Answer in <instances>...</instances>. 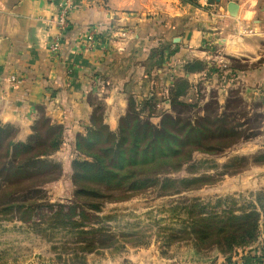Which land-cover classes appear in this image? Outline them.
Instances as JSON below:
<instances>
[{"label": "rangeland", "instance_id": "1", "mask_svg": "<svg viewBox=\"0 0 264 264\" xmlns=\"http://www.w3.org/2000/svg\"><path fill=\"white\" fill-rule=\"evenodd\" d=\"M166 1L143 3L166 8ZM176 1L198 6V0ZM76 2L60 0L58 8L70 13ZM231 3L227 11L234 13ZM200 67L195 62L191 69ZM242 77L218 58L195 88L179 79L165 94L169 104L162 97L129 100L113 131L95 113L100 120L94 129L104 126L103 138L107 131L115 138L124 131L126 151H135L117 168L108 162L117 176L113 184L74 180L73 164L114 144L78 145L86 132L69 143L64 128L41 115L28 137L51 140L57 133L51 129L60 128V145L30 174L6 183L0 176V264H250L253 257L264 264V94L242 85ZM8 129V140L28 142ZM80 188L98 197L77 196ZM251 212L259 214L251 241L231 250L217 244L220 222L229 226V216ZM68 220L82 227H69ZM199 231L214 237L200 241Z\"/></svg>", "mask_w": 264, "mask_h": 264}, {"label": "crops", "instance_id": "2", "mask_svg": "<svg viewBox=\"0 0 264 264\" xmlns=\"http://www.w3.org/2000/svg\"><path fill=\"white\" fill-rule=\"evenodd\" d=\"M59 1L0 0V123L17 129L18 141L41 115L62 126L69 143L93 126L97 112L113 131L129 100L169 104L165 94L179 79L195 88L218 58L243 75L242 85L264 94V0H198L197 7L171 0L166 8L78 0L61 32ZM58 35L60 51L52 54ZM195 62L200 71L191 69Z\"/></svg>", "mask_w": 264, "mask_h": 264}, {"label": "trees", "instance_id": "3", "mask_svg": "<svg viewBox=\"0 0 264 264\" xmlns=\"http://www.w3.org/2000/svg\"><path fill=\"white\" fill-rule=\"evenodd\" d=\"M201 66V65H200ZM202 68L200 67L197 71H200ZM195 70V69H193ZM92 123L93 126L86 131V134L84 137L79 138V143H81L87 146H92L93 144H96L97 141L102 144H114L112 146V149L105 148V150H100L99 152L93 153L90 158L91 161L89 162H74L73 164V170H74V180H83L86 182H95V183H106L111 184L117 179V176L114 172L110 171L107 166L108 162H111V166L114 167L116 163L122 162L125 157L134 154V148L131 149L129 152L126 151V148L124 147L127 143V139L124 137V131L119 132L118 137H114V135L107 131L106 138H103V135L105 134L102 127H98V129H94L95 125H97L99 117H96V115L93 114ZM36 125V124H35ZM9 126H4L2 128L0 124V176L5 177V180H3L4 183L9 180L10 177L15 176H26V174H30L31 169L34 168L35 164H38V161H41V158L48 157L49 155L56 152L60 145V134L61 129H51L55 130L54 132H57L56 135L51 139L48 140V138H42L41 135L28 137V142L21 143V142H14L13 140H8L9 135ZM35 127V126H34ZM103 129V130H101ZM36 132V128L32 129V132ZM146 137V136H145ZM115 138V139H113ZM136 142L140 141L141 138L136 137ZM35 149H40L41 151L39 154L34 155L33 157H29L30 153L34 151ZM92 149V148H91ZM101 152V155L98 154ZM103 152V153H102ZM110 155H113L114 158H109ZM25 158L24 161L20 162V158ZM130 157V156H129ZM42 164V163H40ZM30 165V166H29ZM5 173V174H1ZM118 181V180H117ZM138 182H133L132 185L136 184ZM113 184V183H112ZM77 196H95L98 197V193L92 190L80 188L76 191ZM94 197V198H95ZM262 199L260 198L259 202ZM260 209L263 214V220H264V204H261ZM258 222H259V214L257 212H251L249 214H245L243 217L238 216H229L227 218V223L229 226H226L221 223L222 228L218 230L217 234V244L224 245L228 250H231L234 246H240L247 244L251 239L253 238L254 234L257 231L258 228ZM70 226L76 227L80 229L82 226L80 224H74L70 220L68 222ZM80 226V227H79ZM210 226H208L209 228ZM207 228V227H205ZM206 230V229H205ZM80 234L81 232H77ZM198 237L199 234V240L200 241H209L212 239L213 234L206 231H199L195 233ZM211 241V240H210ZM250 264H258L256 263V259L253 257L250 259Z\"/></svg>", "mask_w": 264, "mask_h": 264}, {"label": "built area", "instance_id": "4", "mask_svg": "<svg viewBox=\"0 0 264 264\" xmlns=\"http://www.w3.org/2000/svg\"><path fill=\"white\" fill-rule=\"evenodd\" d=\"M68 14L69 13H68L67 9L64 7V8H60V11L58 12L57 16L55 17L56 28L58 29L59 32L63 31L66 28ZM88 38H89V40H92L91 36H89ZM59 41H60V35L55 37L53 42L49 46V50L52 54H58V52L60 51Z\"/></svg>", "mask_w": 264, "mask_h": 264}, {"label": "water", "instance_id": "5", "mask_svg": "<svg viewBox=\"0 0 264 264\" xmlns=\"http://www.w3.org/2000/svg\"><path fill=\"white\" fill-rule=\"evenodd\" d=\"M213 1H219V0H208V3H213ZM236 6H235V4H233V3H231L230 5H229V8H235ZM231 11H233V9H230Z\"/></svg>", "mask_w": 264, "mask_h": 264}]
</instances>
